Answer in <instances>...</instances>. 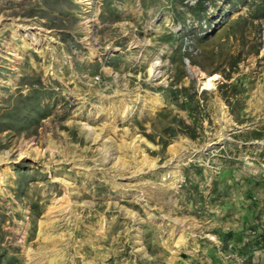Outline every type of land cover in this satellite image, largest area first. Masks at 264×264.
Listing matches in <instances>:
<instances>
[{
  "label": "rangeland",
  "instance_id": "374dc122",
  "mask_svg": "<svg viewBox=\"0 0 264 264\" xmlns=\"http://www.w3.org/2000/svg\"><path fill=\"white\" fill-rule=\"evenodd\" d=\"M0 155V264H264V0H0Z\"/></svg>",
  "mask_w": 264,
  "mask_h": 264
},
{
  "label": "bare ground",
  "instance_id": "6f19581e",
  "mask_svg": "<svg viewBox=\"0 0 264 264\" xmlns=\"http://www.w3.org/2000/svg\"><path fill=\"white\" fill-rule=\"evenodd\" d=\"M23 34H22V37L25 39V40H27V42H29L28 40H30L31 41V43L30 44H35L36 46L39 44V39L38 38H36V37H34L33 35H31V34H24V33H27L25 30H24V32H22ZM157 65V62L156 63H154L153 65H152V67L150 68V72L151 73H154V71H155V66ZM212 80H213V78H211V77H209L208 78V81H207V83H206V86H211L213 83H212ZM3 161H5V156H3V155H0V163L1 162H3ZM2 173H0V180H1V178H2ZM51 261H53V259L51 260Z\"/></svg>",
  "mask_w": 264,
  "mask_h": 264
}]
</instances>
